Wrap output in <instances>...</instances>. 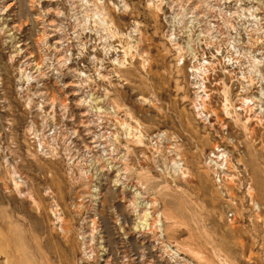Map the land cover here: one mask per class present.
<instances>
[{
	"label": "rangeland",
	"instance_id": "374dc122",
	"mask_svg": "<svg viewBox=\"0 0 264 264\" xmlns=\"http://www.w3.org/2000/svg\"><path fill=\"white\" fill-rule=\"evenodd\" d=\"M0 264H264V0H0Z\"/></svg>",
	"mask_w": 264,
	"mask_h": 264
},
{
	"label": "bare ground",
	"instance_id": "6f19581e",
	"mask_svg": "<svg viewBox=\"0 0 264 264\" xmlns=\"http://www.w3.org/2000/svg\"><path fill=\"white\" fill-rule=\"evenodd\" d=\"M48 1H55V0H48ZM13 3V2H12ZM50 4V3H49ZM13 6V4L11 5ZM32 7V6H31ZM40 19V18H39ZM19 26V25H18ZM12 28V27H11ZM52 37V36H51ZM59 42V41H58ZM58 42H56V44H58ZM19 47V46H18ZM63 58V57H62ZM87 133V132H86ZM127 233V232H126ZM96 256V255H95Z\"/></svg>",
	"mask_w": 264,
	"mask_h": 264
}]
</instances>
